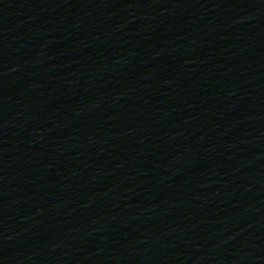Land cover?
Segmentation results:
<instances>
[{
	"label": "water",
	"instance_id": "water-1",
	"mask_svg": "<svg viewBox=\"0 0 264 264\" xmlns=\"http://www.w3.org/2000/svg\"><path fill=\"white\" fill-rule=\"evenodd\" d=\"M0 264H264V0H0Z\"/></svg>",
	"mask_w": 264,
	"mask_h": 264
}]
</instances>
